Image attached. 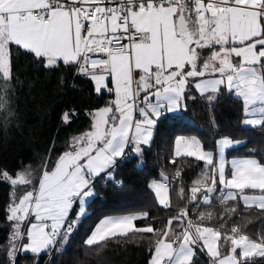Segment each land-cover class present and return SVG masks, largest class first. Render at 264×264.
Returning a JSON list of instances; mask_svg holds the SVG:
<instances>
[{
    "label": "snow or ice",
    "instance_id": "6c2138e0",
    "mask_svg": "<svg viewBox=\"0 0 264 264\" xmlns=\"http://www.w3.org/2000/svg\"><path fill=\"white\" fill-rule=\"evenodd\" d=\"M107 3L112 0H0V110L8 107L13 79L10 46L32 55L45 68L61 61L76 65L78 73L94 81L97 93L106 89L115 96L89 113L90 129L73 137L51 167L42 165L37 183L27 168L15 178L6 170L0 173L14 189L31 186L18 202L14 191L7 208L12 264L19 252L39 257L65 243L87 215L94 179L102 173L111 177L109 170L128 154L127 149L142 154L141 146L150 145L158 119L186 110L185 100L194 99L190 88L210 104L226 92L242 102L246 117H256L243 124L264 126V0ZM96 54L103 58H93ZM61 120L67 123L69 114L63 113ZM238 143L222 137L213 152L196 137L180 136L174 142L175 157L205 163L189 189L190 200L210 205L212 194L219 192L217 199L224 206L220 219L237 214L239 204L258 208L264 216V163L254 156L229 161L225 149ZM161 177L149 187L158 204L170 208L169 181ZM178 195L183 198V187ZM77 207L75 219H70ZM187 215L188 210L181 209L162 229L137 226V221L148 218L147 211L106 216L84 243L99 252L111 239L152 234L156 239L148 264H197V250L209 257V264H252L254 257L264 258V236L253 240L241 234L239 226L230 233L203 226L205 215L211 219V213H201L196 222L187 220L176 231L173 220L179 223ZM223 247H228L226 254Z\"/></svg>",
    "mask_w": 264,
    "mask_h": 264
},
{
    "label": "trees",
    "instance_id": "16d2710c",
    "mask_svg": "<svg viewBox=\"0 0 264 264\" xmlns=\"http://www.w3.org/2000/svg\"><path fill=\"white\" fill-rule=\"evenodd\" d=\"M10 47L13 79L8 86V107L0 110V173L6 170L15 178V173L27 168L36 178L35 184L42 165L54 164L72 138L89 127L87 112L100 107L110 94L103 91L96 95L92 80L77 75L76 65L60 62L54 68H45L32 55H26L16 46ZM189 95L194 99L185 100L186 110L165 113L158 119L152 141L142 148V154H127L117 160L110 178L100 175L94 179V196L87 205V215L81 218L65 243L55 246L46 264H148L149 248L156 239L152 234L111 239L99 252L95 246L85 245V238L97 220L107 214L147 211L148 218L137 221V226L151 224L155 229H162L170 217L185 208L188 215L183 221L186 222L194 208L196 221L201 213H211V219L205 215L203 225L220 230L239 226L251 238L264 236V216L258 208L248 209L239 204L237 214L220 219L224 206L217 199L219 192L212 194L210 205L201 201L194 207L189 189L205 170V163L193 157H175L173 153L177 135H196L205 149L213 152L217 138L229 137L240 143L226 150L227 157L254 156L264 163V126H244L242 102L226 92L211 104L194 88L189 89ZM65 112L69 114L67 123L61 120ZM177 170L181 180L171 183ZM161 174L169 181L170 208L159 205L148 186L151 179ZM181 187L183 198L178 195ZM28 190L31 186L18 185L14 189L0 176V264H12L8 255L12 231V222L7 220L8 205L12 203L14 191L18 200ZM74 211L75 208L70 216ZM44 256V253L37 257L30 252H19L15 264H42ZM197 257V264H209L205 253L197 250ZM252 264H264V258L254 257Z\"/></svg>",
    "mask_w": 264,
    "mask_h": 264
},
{
    "label": "rangeland",
    "instance_id": "374dc122",
    "mask_svg": "<svg viewBox=\"0 0 264 264\" xmlns=\"http://www.w3.org/2000/svg\"><path fill=\"white\" fill-rule=\"evenodd\" d=\"M208 53L207 52H205V53H203V55H207ZM236 59L237 58H233V62L235 63L236 62ZM93 82V84H94V89H95V83H94V81H92ZM111 88V87H110ZM95 91V90H94ZM103 91H107L106 89H104V90H102V92ZM101 92V93H102ZM101 93H97L96 91H95V94L96 95H100ZM142 95H143V93H141ZM142 97V96H141ZM111 100H114V98H112V96H107V98H106V100H105V103H103L100 107H98V108H96V109H99V108H102V107H104V106H106V105H108V103H109V101H111ZM153 102H155V100L153 99ZM96 109H94V110H96ZM94 110H92L91 112H93ZM90 111L89 112H87V115L89 116V113H91ZM179 111H177V112H170V113H178ZM89 118H90V124H89V127H87L83 132H81L80 134H78L77 136H80L82 133H84V132H86V131H88L89 129H90V126H91V123H92V120H91V117L89 116ZM137 118H139L138 117V115H137ZM77 136H75V137H77ZM180 136H183V137H196L197 139H199L196 135H177L176 137H175V139H174V142H175V140H176V138L177 137H180ZM200 140V139H199ZM145 145H142L141 147L143 148ZM127 151V153L128 154H136V153H134V152H132L131 151V149H127L126 150ZM211 151V150H210ZM173 153H174V143H173ZM137 155V154H136ZM110 172H111V169L109 170ZM100 175H103L104 176V179H108V178H110L109 177V175L107 174V173H102V174H100ZM99 175V176H100ZM98 177V176H97ZM162 179V177H158V178H153V179H151L149 182H148V186L151 184V182L153 181V180H161ZM150 188V187H149ZM151 189V188H150ZM151 191L153 192V190L151 189ZM169 192H170V189H169ZM153 194H154V192H153ZM23 196V195H22ZM22 196H20V198L22 197ZM155 196V195H154ZM170 197V196H169ZM19 198V199H20ZM156 198V197H155ZM19 199L18 200H16L17 202L19 201ZM156 201H157V199H156ZM158 203V202H157ZM78 210V207L77 208H75V211H74V213H73V215H71L70 216V219H75V216H76V211ZM127 213H136V212H125V213H118V214H107V215H103L102 217H100L98 220H97V222H96V224L99 222V220H101L102 218H104V217H106V216H118V215H123V214H127ZM138 213H140V212H138ZM33 219H34V217H33ZM183 221V220H182ZM196 221V220H195ZM184 222V221H183ZM95 224V225H96ZM95 225H94V227H95ZM173 226H174V224H173ZM203 226H206V227H212V228H214L213 226H209V225H203ZM93 227V228H94ZM138 227H143V226H138ZM217 229V228H216ZM90 234V233H89ZM88 234V235H89ZM88 235L86 236V238L88 237ZM86 238H85V240H86ZM251 238V237H250ZM252 239V238H251ZM27 241L25 240V241H22L21 243H26ZM62 244H59V246H61ZM17 247H19V243L17 244ZM226 250V248L225 249H221V251L223 252V253H227V251H225ZM45 254V253H44Z\"/></svg>",
    "mask_w": 264,
    "mask_h": 264
},
{
    "label": "built area",
    "instance_id": "2783aa9c",
    "mask_svg": "<svg viewBox=\"0 0 264 264\" xmlns=\"http://www.w3.org/2000/svg\"><path fill=\"white\" fill-rule=\"evenodd\" d=\"M118 2H119V0H112V3H107L105 6H116V4H117ZM125 42H126V41H125ZM93 58H103V57H102V54H96ZM75 70H76L77 75H79L81 78H87V76L78 73L77 66L75 67ZM142 98H143V97H141V99H142ZM180 180H181V179H180V176H179V177L174 176V177L172 178V180H171V183H173L174 181H178V183H179ZM196 205H197V203L195 202V203H194V207H195ZM187 220H192V221L196 222V221H195V218H194V208L189 212V216H188ZM186 222H187V221H186ZM214 228H216V227H214ZM230 230H231V229H230ZM240 232H241V231H240ZM241 234H245V235H247V234L244 233V232H241ZM249 237H250V236H249ZM252 239H253V240H258V239H255V238H252ZM52 253H53V251L51 250V251H48V252L45 254L42 264H46V263H48V261L50 260V258H51V256H52Z\"/></svg>",
    "mask_w": 264,
    "mask_h": 264
},
{
    "label": "crops",
    "instance_id": "0c3cea01",
    "mask_svg": "<svg viewBox=\"0 0 264 264\" xmlns=\"http://www.w3.org/2000/svg\"><path fill=\"white\" fill-rule=\"evenodd\" d=\"M62 62V61H61ZM108 87H113V85H112V83L110 82V78H109V82H108ZM110 95L109 96H112V98H114L115 99V96H114V92L113 93H109ZM141 96L143 97V95L141 94ZM252 118H256V117H246L245 115H244V112H243V118H242V121L244 120V119H252ZM243 124V123H242ZM244 126H246L245 124H243ZM222 137H219V138H217V140L216 141H218L219 139H221ZM229 138V137H228ZM231 139V138H230ZM233 141H235V140H233ZM235 145V144H234ZM228 149V148H227ZM227 149H225V156H226V158L230 161L231 159H233V158H240V157H246V156H230V157H227V155H226V150ZM227 171V170H226ZM248 191V194H259L258 192H256V193H253L252 192V190H247ZM173 224H174V228L176 229V231H180L181 230V227L182 226H185L186 225V222H183V221H181V222H177L176 220H173ZM222 232H227V233H230V229H227V230H221ZM226 248V250L225 251H228V247H223V249H225ZM239 251V250H238Z\"/></svg>",
    "mask_w": 264,
    "mask_h": 264
}]
</instances>
